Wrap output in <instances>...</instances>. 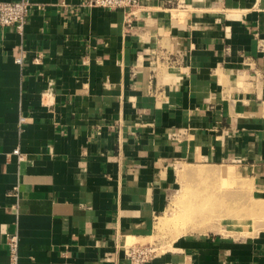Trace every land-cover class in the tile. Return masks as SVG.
Listing matches in <instances>:
<instances>
[{"label":"crops","instance_id":"crops-1","mask_svg":"<svg viewBox=\"0 0 264 264\" xmlns=\"http://www.w3.org/2000/svg\"><path fill=\"white\" fill-rule=\"evenodd\" d=\"M32 1L0 26V264L10 235L18 264H130L177 163L264 187V0ZM213 234L143 264H264V233Z\"/></svg>","mask_w":264,"mask_h":264},{"label":"rangeland","instance_id":"rangeland-1","mask_svg":"<svg viewBox=\"0 0 264 264\" xmlns=\"http://www.w3.org/2000/svg\"><path fill=\"white\" fill-rule=\"evenodd\" d=\"M169 176L172 187L155 220L154 232L143 239L128 240L129 245H149L153 256L172 249L188 235L215 233L226 240L242 241L264 233V187L257 180L245 178L231 166L203 161L177 163ZM204 198L208 202L202 203L203 207L194 206ZM190 206H199L202 212L196 208L189 212ZM184 215L191 217V223ZM202 217L205 221L199 223Z\"/></svg>","mask_w":264,"mask_h":264},{"label":"built area","instance_id":"built-area-1","mask_svg":"<svg viewBox=\"0 0 264 264\" xmlns=\"http://www.w3.org/2000/svg\"><path fill=\"white\" fill-rule=\"evenodd\" d=\"M140 0H85V3L90 7H98L114 10H132ZM40 8L32 0H19L13 2L0 1V26L1 27H14L18 32H21L26 22L27 16L31 8ZM23 56L15 58L17 63L23 62ZM23 119H21L22 121ZM14 154L19 156L16 149ZM8 264H18V238L16 235H10L6 241ZM125 257L130 264H143L150 260L153 254V248L148 246H140L130 244L124 250Z\"/></svg>","mask_w":264,"mask_h":264},{"label":"bare ground","instance_id":"bare-ground-1","mask_svg":"<svg viewBox=\"0 0 264 264\" xmlns=\"http://www.w3.org/2000/svg\"><path fill=\"white\" fill-rule=\"evenodd\" d=\"M201 171H202V170H201ZM206 173H207V172H206ZM209 173H210V171H209ZM195 174H196L197 176H199V173H198L197 171H195ZM201 175H203V174L201 173ZM205 175L207 176V175H209V174H205ZM200 177H201V176H200ZM206 201H207V199H205V198H204V199H200V200H198V201L195 202V205H197V204H201V206H202V203H203V204H204V203L206 204ZM207 202H208V201H207ZM207 204H208V203H207ZM195 205H194V206H195ZM194 206H190V207H189V212H191L193 209L199 207V206H198V207H194ZM202 207H203V206H202ZM197 210H198V212H200V213L202 212V210L199 209V208H198ZM184 217L186 218V221H188V222L191 223V217H190V216L184 215ZM201 221H205L204 217L200 218L199 223H200ZM242 224H243V223H242ZM208 227H209V226H208ZM209 228H210V227H209ZM205 230H208L207 227L205 228Z\"/></svg>","mask_w":264,"mask_h":264}]
</instances>
